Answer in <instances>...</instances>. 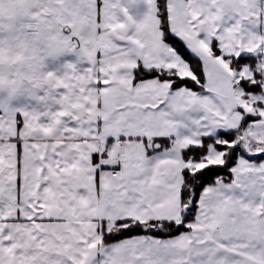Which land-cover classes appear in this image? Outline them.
Masks as SVG:
<instances>
[{"label":"snow or ice","instance_id":"1","mask_svg":"<svg viewBox=\"0 0 264 264\" xmlns=\"http://www.w3.org/2000/svg\"><path fill=\"white\" fill-rule=\"evenodd\" d=\"M54 41L0 97V264H264V0H0V60Z\"/></svg>","mask_w":264,"mask_h":264},{"label":"crops","instance_id":"2","mask_svg":"<svg viewBox=\"0 0 264 264\" xmlns=\"http://www.w3.org/2000/svg\"><path fill=\"white\" fill-rule=\"evenodd\" d=\"M7 12L8 9L6 8L5 14ZM51 49L54 58L42 59V53L34 52L31 61H29L23 52L10 54L8 50H5L4 58L0 60V66H3L6 70L17 72L18 75L12 80H9L7 77L0 80V89L6 90L5 92H0V97L5 95L7 91H11L13 95H19L21 97L20 102L22 103L25 89L35 87V78L39 76L41 71L53 72L67 62L76 61V56L70 54L72 51L77 50L74 42L73 48L69 49L67 45H61L54 41ZM30 62L37 65L35 70H30L27 67ZM101 207H103V201H101ZM39 227L46 236L47 247L44 250L49 254L55 252L57 255L70 257V254L76 250L78 243L86 244V241H81L78 234L73 232L67 224H50ZM66 240L70 241L68 245L65 244ZM94 250L95 245L88 248L90 252Z\"/></svg>","mask_w":264,"mask_h":264}]
</instances>
